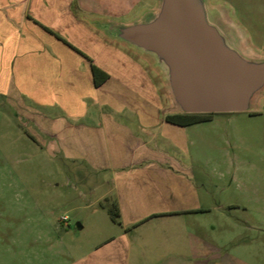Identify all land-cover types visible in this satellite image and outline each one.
<instances>
[{"label": "crops", "instance_id": "0c3cea01", "mask_svg": "<svg viewBox=\"0 0 264 264\" xmlns=\"http://www.w3.org/2000/svg\"><path fill=\"white\" fill-rule=\"evenodd\" d=\"M210 2L242 31L246 45L264 54L253 34L260 31L255 22L264 24V0H239L238 7ZM156 6L157 0H137L122 20L76 0H0V95L53 152L98 176L104 184L98 202L111 196L117 202L119 230L77 264H239L200 234L202 215L214 212L233 227L228 207L245 211L246 203L210 201L191 165V147L213 123L215 148L225 138L240 147L235 116L242 113H214L186 126L167 121L171 113L156 73L86 20L130 22ZM91 64L109 75L99 85ZM246 114L263 117L264 107ZM231 153L224 155L228 161ZM235 219L242 224L235 229L245 228Z\"/></svg>", "mask_w": 264, "mask_h": 264}, {"label": "rangeland", "instance_id": "374dc122", "mask_svg": "<svg viewBox=\"0 0 264 264\" xmlns=\"http://www.w3.org/2000/svg\"><path fill=\"white\" fill-rule=\"evenodd\" d=\"M136 1L76 0L77 5L81 2L122 20L132 16L133 12L125 13ZM219 1L239 4V0ZM254 25L260 28L253 30L254 36L261 38L256 47L264 52V24ZM165 98L168 111L166 93ZM263 104L264 97L258 110ZM241 113L235 116L240 147L232 148L225 138L220 149L215 148L214 123L206 126L205 137H196L191 147V165L199 182L211 192L210 201L216 197L246 203L245 211L228 207L234 228L214 212L202 215L200 234L213 240L217 252L226 258L239 264H264V116ZM43 138L0 95V264H77L119 230L102 208L113 203L112 196L98 202L104 192L98 176L53 152ZM242 141H246L245 148ZM227 151L234 152L229 161L224 157ZM235 218L245 221V228L235 229L242 226Z\"/></svg>", "mask_w": 264, "mask_h": 264}, {"label": "water", "instance_id": "95a60500", "mask_svg": "<svg viewBox=\"0 0 264 264\" xmlns=\"http://www.w3.org/2000/svg\"><path fill=\"white\" fill-rule=\"evenodd\" d=\"M159 77L169 113L255 112L264 97V54L210 0H157L130 22L86 18Z\"/></svg>", "mask_w": 264, "mask_h": 264}, {"label": "trees", "instance_id": "16d2710c", "mask_svg": "<svg viewBox=\"0 0 264 264\" xmlns=\"http://www.w3.org/2000/svg\"><path fill=\"white\" fill-rule=\"evenodd\" d=\"M91 67L97 85L101 84L109 77V75L98 66L91 64ZM213 114L214 113H171L166 115V120L176 125L186 126L198 122L208 121ZM102 208L108 211L112 221L121 224L118 205L115 200L110 205H102Z\"/></svg>", "mask_w": 264, "mask_h": 264}]
</instances>
